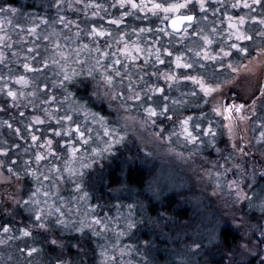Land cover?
<instances>
[{"label": "snow or ice", "instance_id": "snow-or-ice-1", "mask_svg": "<svg viewBox=\"0 0 264 264\" xmlns=\"http://www.w3.org/2000/svg\"><path fill=\"white\" fill-rule=\"evenodd\" d=\"M65 4L76 12L82 5L90 23L82 28L77 19L62 15ZM110 6L122 11L105 26L91 22L103 21L101 12L107 13L97 0H52L51 18L47 9L21 14L13 0H0V65L7 69L0 71V94L9 107L31 109L27 117L18 112L20 126L2 121L19 142L0 146V185L11 186L4 194L28 222L15 229L0 225V246L31 238L37 229L54 251L63 252L62 237L68 234L77 255L84 253L80 264H87L85 238L95 245L92 264H147L136 242L124 243L147 223L137 219V206L117 204L115 216L100 215L101 206L91 202L85 184L88 171L106 155H115L133 125L158 129L154 138L169 145L175 138L190 150L169 151L185 161L200 157L198 167L212 183L213 196L225 194L233 206L246 205L264 219V147L257 149L264 146V116L254 119L258 108L264 109V87L251 96L226 90L253 64L264 67V46H249L254 35L264 41V15L253 14L257 8L264 11V0H114ZM20 15L27 24L9 18ZM129 19L147 23L129 26ZM256 24L259 29L251 27ZM6 25L19 31L18 41H12ZM26 36L33 39L26 41ZM41 39L47 42L43 56ZM25 42L33 47L27 49L24 74L13 75L4 49ZM250 123L260 129L253 139L247 137ZM66 184H71L69 197L61 195ZM232 223L240 228L246 219L237 220L234 212ZM200 247L194 242L191 251ZM238 248L264 264V225L247 229ZM18 251L30 258L41 249ZM54 264L72 262L57 258Z\"/></svg>", "mask_w": 264, "mask_h": 264}, {"label": "rangeland", "instance_id": "rangeland-1", "mask_svg": "<svg viewBox=\"0 0 264 264\" xmlns=\"http://www.w3.org/2000/svg\"><path fill=\"white\" fill-rule=\"evenodd\" d=\"M51 2L52 0H32L31 6L34 5L32 12L43 14ZM49 17L51 18L52 14H49ZM20 23L27 24L28 22L20 20ZM17 31L12 29L9 30L8 34L17 36ZM40 31H45L43 26ZM38 42H42V40ZM38 44L41 45V55H46L44 52L45 44ZM24 45L27 48L31 47V44L24 43ZM18 51L22 50L16 51L20 53ZM24 60L21 61L25 62ZM6 63L9 68L13 69V75L24 74L20 71V66L18 67L19 62L10 60ZM0 71L7 72V69L3 68ZM47 75L50 76L51 74L48 73ZM32 78L35 79V77ZM51 78L54 79L55 77ZM43 79L44 77H40L41 81ZM11 86L19 87L14 84ZM8 105V98L0 94V106L6 109L0 111V146L19 142L14 133L2 125V121L8 120L13 124V127H16L20 126L18 123L19 111H25L26 117L31 114V109L21 108L17 110ZM165 127L170 130L172 125L166 123ZM157 130L156 128H141L139 125L130 126L124 143L117 145L114 149L115 155H106L102 161L88 171L85 177L86 190L92 197L91 202L101 206L97 209L98 214L108 213L110 216H115V205L117 204L121 206L135 204L137 206V219L143 218L147 223L138 227L135 236L124 238V243L136 242L141 247L143 254L147 256V264H182V262L183 264L258 263L259 256L243 252L238 248V244L247 229L252 228L253 225H263L264 219L256 214V210H249L246 205L243 207L233 206L231 198L225 194L213 196L212 183L202 178L203 174L198 167L202 163L200 157H197L195 162L177 158L175 152L169 151L170 148L183 151L185 154L190 149L176 144L175 138H173L172 145L155 139L152 133ZM5 141L8 142V145H5ZM12 155L14 157L15 152ZM130 169L133 181H142L139 186L126 180V172ZM232 176L233 174L230 173L228 178L231 179ZM5 187L12 191L11 186L0 185V220L2 221L3 217L7 216V220L12 224L14 222L18 227L25 226L28 222L27 216L20 210L13 211V205L4 194ZM70 190L71 184L64 185L61 195L69 197ZM121 211H126V208L121 207ZM234 212L237 220L241 216L246 219V223L240 228L232 223ZM12 224L10 223V225ZM225 233L227 234L225 235L226 241H223L222 236ZM33 234L34 237L22 238L19 239V242H15L24 247L28 242L33 244L35 239L41 242L40 245L36 246L41 249V255L33 254L29 258L26 253H23L28 264L29 261L31 264L32 262L33 264H49L47 261L54 264L57 258L71 261L72 264H80L84 253L77 255L78 250L71 246V243L75 241H72L68 234L62 237L66 244L63 252L59 248L52 251L51 247L47 246L48 242L45 235L39 230L33 229ZM37 234H42L43 237L36 236ZM254 236H258V233H254ZM143 241L149 242L147 247L143 246ZM194 242L201 245L195 253L191 251ZM13 244L1 246L0 253H3L4 259L0 264L10 262L7 258L13 257L11 253ZM18 245H14L15 250ZM94 247L95 245L91 243L90 238H85L84 248L87 251V264H92ZM34 258L35 262L33 261ZM132 258L134 260L140 259L137 256ZM16 263L19 264L18 261L14 260V264Z\"/></svg>", "mask_w": 264, "mask_h": 264}, {"label": "flooded vegetation", "instance_id": "flooded-vegetation-1", "mask_svg": "<svg viewBox=\"0 0 264 264\" xmlns=\"http://www.w3.org/2000/svg\"><path fill=\"white\" fill-rule=\"evenodd\" d=\"M31 1L32 0H13V4H14V6H16L17 8H19L21 10V14L31 13L34 10V5L31 6ZM97 2L104 4L105 7L107 8V13H105L103 11L101 12V16L105 17V19L103 21L99 20V18H96L94 21H91V22L97 23L98 25L100 23H104L105 26H108L107 25V19L110 18L111 16H119L120 11H122L118 7L112 8L110 6L114 2V0H97ZM63 7H64V11L61 14L65 15L69 19H77L80 22L82 28H84L88 23H90V21L86 20L84 17L82 5L80 6L81 7L80 12H76L75 10H68L67 5H65ZM45 9H47L48 14H52V16L54 15L55 9L48 8V6ZM91 11L92 10L90 9L89 10V16L91 15ZM243 11H247V10H243ZM43 13H44V11H43ZM236 14H242V12L240 10H236ZM253 14L254 15H264V11H262L260 8H257L256 12ZM9 18L13 20V24L20 23V20L24 21L22 15L17 16V17H11L10 16ZM145 23H147V21L129 19V26H131L133 24L140 25V24H145ZM59 27H62V26L58 25V28ZM251 27L259 29L260 26L258 24H256V25H251ZM12 29H13L12 26L6 25L7 33L9 32V30H12ZM72 31H75V28H73ZM17 32H18L17 36H13L14 34L11 35L12 41H18L20 39L19 31H17ZM0 34H2V33H0ZM65 34L70 35V33H68L67 31H65ZM253 35H254V33H253ZM32 39H33L32 37H27V36L25 37L26 41H31ZM130 39H135V37H130ZM25 43L31 44L30 42H25ZM103 43H104V41L101 40V45H103ZM249 46L252 48H255L257 46H264V41H261L259 38L255 37V35H254V42L250 43ZM27 49L28 48L24 45V43L22 45H20V43H14L12 49H4L5 54L8 57L7 62L10 60H13L17 63L19 62L20 65H18V67L20 66V68H21L20 71L24 72L23 67H22V64L24 62L21 60L25 59ZM17 50H22V51H18V52H20V53H18V56H17L19 58L12 56V52L17 51ZM254 55H255V53H253V56ZM237 59H239V57H237ZM244 62L247 63V60H245ZM0 69H3L2 65H0ZM261 87H264V67L257 66L255 64H253L252 65V71L242 72L239 79H237L235 81V83L230 87V90H228V89H226V90L228 91L229 95H231L232 91H235V92L240 93L241 96H251L253 94L259 95V89ZM257 111H258V115L254 119H259L260 116H264V109L258 108ZM248 127H249V131L247 133V137L249 139H253L255 135H258V132L260 129L257 127L256 124H251V123L249 124ZM252 128H257V131L255 133H253ZM261 147H264V146H257V149H259ZM256 214L258 216H261L259 211H256ZM255 264H259V262L258 263L256 262Z\"/></svg>", "mask_w": 264, "mask_h": 264}, {"label": "trees", "instance_id": "trees-1", "mask_svg": "<svg viewBox=\"0 0 264 264\" xmlns=\"http://www.w3.org/2000/svg\"><path fill=\"white\" fill-rule=\"evenodd\" d=\"M43 41V40H42ZM37 43H42V44H46L47 42H38L37 41ZM31 47H33V45L31 44ZM130 172H131V169L130 170H128L127 172H126V180L129 182V183H132V184H135V185H137V186H139L141 183H142V181H139V182H134L133 180L134 179H132V174H130ZM7 217V216H6ZM6 217H3L4 219L6 218ZM4 219H2V221L0 220V225H3L4 223H11L12 224V222H9L8 220H7V218L4 220ZM13 228L15 229V228H18V226H16V224L13 222ZM17 235H18V233H17ZM225 235H227L226 233L222 236V240L224 241H226V237H225ZM36 236H40V237H43V235L41 234V235H39V234H37ZM32 237H34V234H33V236ZM29 239V238H28ZM21 240V239H20ZM15 242H19V239L18 240H14V241H11L10 242V244L9 245H12V243H14L13 244V247L11 248V253H12V255H13V257H12V259L10 260V262H8L7 261V264H10L12 261V263L11 264H14V260H16V262L18 261V263L19 264H28V261H26V257L24 256V254L23 253H21V252H19L18 251V249L19 248H25V247H36L37 245H40V241L38 240V239H35L34 240V243L33 244H31V243H29L28 242V244L24 247V246H19L18 245V243H15ZM46 244V243H45ZM14 245H18V246H16V250H15V246ZM47 246H49V247H51V250L53 251V246L52 245H50L49 243L47 244ZM3 247H5V246H3ZM44 247V246H43ZM0 248H2L1 246H0ZM42 251H44V250H42ZM17 253H19V255H17ZM37 254V256L38 255H41V253L40 252H38V253H36ZM35 254V255H36ZM13 258H14V260H13ZM2 259H4L3 258V253L1 252L0 253V262H2ZM34 262H35V258H34V260H33ZM47 263H51V262H48L47 261ZM17 264V263H16ZM32 264H33V262H32Z\"/></svg>", "mask_w": 264, "mask_h": 264}]
</instances>
